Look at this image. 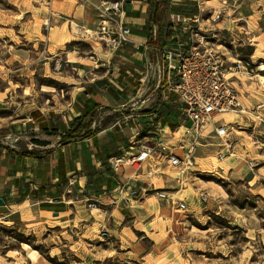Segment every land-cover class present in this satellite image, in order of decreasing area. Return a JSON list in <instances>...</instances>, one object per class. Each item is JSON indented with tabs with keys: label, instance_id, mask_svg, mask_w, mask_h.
<instances>
[{
	"label": "rangeland",
	"instance_id": "rangeland-1",
	"mask_svg": "<svg viewBox=\"0 0 264 264\" xmlns=\"http://www.w3.org/2000/svg\"><path fill=\"white\" fill-rule=\"evenodd\" d=\"M59 1L62 2L0 0V102L5 108L0 115L7 120L14 118L16 109L32 101L50 104L52 96L62 91L68 98L82 86L94 84L112 66L106 63L111 57L107 44L91 38L100 25L98 18L92 16L90 34L75 31V27L87 29L76 22H69L70 30L69 23L62 27L64 18L55 13L64 9ZM82 1L88 3L89 11L99 12L103 0ZM222 1L226 4L225 14L210 25L213 31L209 39L229 58L228 67L242 61L236 72L242 82L239 89L245 109L231 113L228 121L234 126V137L239 141L249 137L248 146L252 149L254 140L249 135L255 126L251 123L264 122V114L257 111L258 105H248L244 100L262 91L254 81L259 79L257 75H264V69L259 68L264 65V37H258L264 33V0H203V4L219 7ZM165 7L168 11L193 10L200 14L183 5L171 8L166 2ZM214 8L208 7L205 16ZM52 16H56L55 23ZM167 24L165 17V31ZM68 57L78 62L72 64ZM103 111L99 118L103 123L122 116L111 108ZM10 134V126L2 129L0 140L15 141ZM221 149L216 144L199 146L202 174L184 188L176 187L187 189L179 196L186 194L193 202L186 211L178 205L168 206L151 191L143 198L145 202L135 207V215L125 218L123 235L105 228L91 236L82 233L80 225L37 231L0 227L4 264H11L6 253L12 250V255L19 256V264H264V169L260 171L256 163L259 160L254 161L251 156L234 155L219 160ZM200 190L209 193L208 201H200L196 196ZM29 252L39 261L32 262Z\"/></svg>",
	"mask_w": 264,
	"mask_h": 264
},
{
	"label": "crops",
	"instance_id": "crops-1",
	"mask_svg": "<svg viewBox=\"0 0 264 264\" xmlns=\"http://www.w3.org/2000/svg\"><path fill=\"white\" fill-rule=\"evenodd\" d=\"M62 2L59 1V4H62L64 9L55 11L64 18L62 27L69 22H76L78 26L80 24L87 28L86 30H92L89 27L94 24L93 17H97L101 24L102 5L100 11L95 12L92 9L89 11L88 3L82 0H62ZM156 2H158L159 23L151 24L150 17L154 14ZM166 2L171 4V8L178 5H183L187 9L194 8L196 12H200L203 24L208 27L216 23L212 21V15L216 9L223 7L224 14L226 11V4L223 1L218 7L214 4L204 6L203 0H126L121 11L113 12L117 22H112L110 25L117 27L121 22L125 27L130 28L128 40L115 51L107 45L111 57L106 63L112 66L106 73L98 76L94 84L82 86L72 92L68 98L63 91L54 94L50 104H37V102L35 104L32 101L28 105L20 106L16 109L17 113L13 119L9 117L7 120L5 115H0V131L10 126V136H15L13 142L0 140V200L3 199L5 202L0 204V227L37 231L44 228H68L80 225L81 232L91 236H96L105 228L123 235L126 233L125 218L135 215V207L145 202L143 198L153 188H168L175 199H184L191 206L193 202L188 195L179 196L187 189L176 187L184 188L192 178L200 176L201 172L198 176L189 177L182 187L176 180L178 173L174 168L165 167L153 160H149L139 174H134L135 170L132 167L115 172L109 166L111 156L137 152L136 139L137 141H146L149 138L170 139L171 131L181 122L178 106L173 101L163 103L157 91V85L162 66L161 49L172 42L176 31V28L171 25L170 41L163 43L166 35L165 17L168 27L171 24L172 13L188 14L193 13V10L171 11L169 9L168 11L165 7ZM208 7L216 8L207 12L208 15L205 16L204 12ZM52 8L55 9L54 6ZM95 13H97L96 16ZM51 20L55 23L56 16H52ZM247 25L249 29L250 26ZM70 27H72L71 23H69V30ZM79 29L82 32V29ZM97 30L95 29L94 32ZM160 30L162 36L159 34ZM70 35H72L71 31ZM151 36L152 39H150ZM158 37L161 40L157 42ZM258 37L263 38L264 33L262 32ZM91 38L94 37L91 36ZM68 61L75 64L78 59L68 57ZM229 75L239 89L241 79L237 76V72L230 71ZM254 83L257 84V88H262V91L258 95H249L244 103L258 105L257 111L263 115L264 82L257 79ZM145 95L146 97L141 99ZM1 105L0 102V112L5 109ZM98 105L100 107L96 109ZM103 107L121 112L122 116L109 123H103L99 119L104 113ZM94 109H96V117L92 127H98L99 131L84 139L62 143V137L71 129L73 120ZM127 109L136 112L126 114L124 111ZM157 111L160 112L159 118L156 119L152 115ZM231 113L235 112L225 113L218 119L232 124L228 121L232 118ZM98 122H100L99 125ZM252 124L255 126L253 134L249 135L254 140L252 149L248 146L249 137L244 136L243 140L239 141L240 138L234 137L235 130H233V142L230 148L224 147L215 134L203 139V143L199 146L216 144L222 147L218 153H226L224 160L234 155L251 156L252 160H259L256 163L260 165L258 169L262 171L264 169V122H252ZM182 131L183 128L180 133ZM237 145L240 146L239 151L234 152ZM25 151L35 152L36 156L21 154ZM198 158L200 157L197 155V162ZM198 169L200 170L199 162ZM125 183L127 191L131 194L129 201L123 198L127 194L120 193L118 189ZM158 183L163 185L158 186ZM200 191L196 195L198 198ZM153 196L158 198L155 194ZM90 200L100 202L109 212L106 214L102 209H90L88 207ZM163 200L168 206H177L169 200ZM6 256L11 264H19L18 255H12L10 251H7ZM28 257L34 263L39 261L38 258H32L30 252ZM4 259L6 257L0 255V264H4Z\"/></svg>",
	"mask_w": 264,
	"mask_h": 264
},
{
	"label": "built area",
	"instance_id": "built-area-1",
	"mask_svg": "<svg viewBox=\"0 0 264 264\" xmlns=\"http://www.w3.org/2000/svg\"><path fill=\"white\" fill-rule=\"evenodd\" d=\"M125 1L103 0L102 22L93 35L94 38L104 41L113 51L127 42L131 32L121 22L117 27L110 25L117 22L113 12L121 11ZM223 14V7L216 9L212 21L220 20ZM171 25L176 31L172 42L161 49L162 66L157 91L163 103L173 101L178 106L181 122L171 131L170 139H136L137 152L111 156L109 166L115 172L132 167L134 174H139L144 165L153 160L165 167L174 168L178 173L176 180L183 187L189 177L198 176L201 172L198 169L196 153L203 139L215 134L224 147H231L234 126L218 117L228 112H244L240 91L229 75L230 71L242 67V61L238 60L234 62L237 65L231 64L228 67L229 58L209 39V33L213 30L203 24L199 13L174 12L171 14ZM246 65L250 66V63L247 62ZM159 112L152 116L159 118ZM228 152L231 154L230 150ZM226 156V153H218L219 160H224ZM251 165L254 166V162ZM126 186V183L122 184L118 189L120 193L127 194L123 198L129 201L131 194ZM151 191L158 198L178 205L180 210L186 211L189 207L186 200L175 199L168 188H153ZM199 198L200 201H208L209 193L200 191ZM102 205L98 201L90 200L88 203L90 209H102L107 214L109 210Z\"/></svg>",
	"mask_w": 264,
	"mask_h": 264
},
{
	"label": "trees",
	"instance_id": "trees-1",
	"mask_svg": "<svg viewBox=\"0 0 264 264\" xmlns=\"http://www.w3.org/2000/svg\"><path fill=\"white\" fill-rule=\"evenodd\" d=\"M154 23H159V19L157 17V12L156 15L154 16V14L151 15L150 17V23L153 24ZM170 25H168L167 30H166V35H165V41L163 43H168L170 40V37L172 35V30L170 29ZM160 36H162L161 30L159 31ZM150 39H152V36L150 37ZM157 42L161 40L160 37L157 38ZM100 106H96V109L99 108ZM106 108V107H103ZM96 109H94L93 111H89L84 113L81 117L75 118L72 122L71 125V129L66 132L64 134V136L62 137V143L63 142H68V141H72V140H77V139H84L87 137H90L92 135H94L95 133H97L99 131V128H93L92 125L94 123L95 117H96ZM116 116H118V114H116ZM10 150H12V148L10 147H6ZM21 154L23 155H27V156H36L35 152H30V151H25V152H21ZM26 243H29V241H24Z\"/></svg>",
	"mask_w": 264,
	"mask_h": 264
},
{
	"label": "bare ground",
	"instance_id": "bare-ground-1",
	"mask_svg": "<svg viewBox=\"0 0 264 264\" xmlns=\"http://www.w3.org/2000/svg\"><path fill=\"white\" fill-rule=\"evenodd\" d=\"M75 31H80V29H79L78 27H75ZM82 32H83L84 34H90V33H92L91 30H86V31H83V30H82ZM259 68H260V69H264V65H261ZM258 76H259V79H260L262 82H264V75H263V74H259ZM11 252H12V254H13L15 251L12 250ZM31 256H32L33 258H36V255H35L33 252L31 253Z\"/></svg>",
	"mask_w": 264,
	"mask_h": 264
},
{
	"label": "water",
	"instance_id": "water-1",
	"mask_svg": "<svg viewBox=\"0 0 264 264\" xmlns=\"http://www.w3.org/2000/svg\"><path fill=\"white\" fill-rule=\"evenodd\" d=\"M157 9H158V2H156V4H155L154 16L156 15ZM4 203H5L4 200L1 199V200H0V204H4Z\"/></svg>",
	"mask_w": 264,
	"mask_h": 264
}]
</instances>
